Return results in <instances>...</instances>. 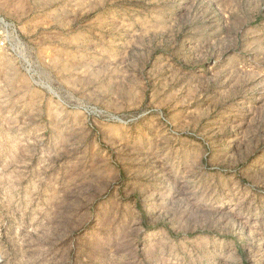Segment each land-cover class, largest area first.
<instances>
[{
    "label": "rangeland",
    "instance_id": "1",
    "mask_svg": "<svg viewBox=\"0 0 264 264\" xmlns=\"http://www.w3.org/2000/svg\"><path fill=\"white\" fill-rule=\"evenodd\" d=\"M0 18V264H264V0Z\"/></svg>",
    "mask_w": 264,
    "mask_h": 264
},
{
    "label": "built area",
    "instance_id": "2",
    "mask_svg": "<svg viewBox=\"0 0 264 264\" xmlns=\"http://www.w3.org/2000/svg\"><path fill=\"white\" fill-rule=\"evenodd\" d=\"M0 22H2L4 25H6L5 21L2 20L1 18H0ZM6 27L7 28L1 32L2 37H1V40H0V48H3V47L6 48V46L13 47V46H15V43L17 41L16 37L14 35L15 30L12 31L13 32L12 34H10L8 32V30L11 31V28H13V27H9L8 25H6ZM5 31H6L7 35L4 34Z\"/></svg>",
    "mask_w": 264,
    "mask_h": 264
}]
</instances>
